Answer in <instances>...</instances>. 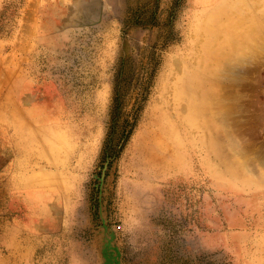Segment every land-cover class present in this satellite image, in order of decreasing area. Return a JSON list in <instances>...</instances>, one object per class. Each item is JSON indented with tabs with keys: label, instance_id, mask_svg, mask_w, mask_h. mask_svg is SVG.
Instances as JSON below:
<instances>
[{
	"label": "rangeland",
	"instance_id": "obj_1",
	"mask_svg": "<svg viewBox=\"0 0 264 264\" xmlns=\"http://www.w3.org/2000/svg\"><path fill=\"white\" fill-rule=\"evenodd\" d=\"M251 24L264 0H0V264H264V166L206 152L184 97L244 59L224 91L264 147Z\"/></svg>",
	"mask_w": 264,
	"mask_h": 264
},
{
	"label": "bare ground",
	"instance_id": "obj_2",
	"mask_svg": "<svg viewBox=\"0 0 264 264\" xmlns=\"http://www.w3.org/2000/svg\"><path fill=\"white\" fill-rule=\"evenodd\" d=\"M249 28L253 30L254 27L251 24ZM256 31L258 30H253L254 33L246 38L252 40L255 51L264 52V30L258 33ZM213 56L212 54L206 57L203 61L204 66L194 69L193 74L186 78L185 90L190 92L184 94V97L187 98V102L195 103L192 107L186 106L187 113L194 118L190 125L189 136L199 134L206 152L220 156L228 165H236L239 162L253 170H258V165L264 166V147L255 152L247 145L249 142L245 141V135L240 130V120L234 116L237 111V97L231 93L228 95V91H224V88L235 86L245 78L246 69L244 70L243 63L246 61L226 55L218 58L217 55ZM180 111L185 110L182 107ZM204 120H209L210 124L204 123ZM215 120H220L221 124H214ZM232 149L238 158H242L241 161L226 155V152Z\"/></svg>",
	"mask_w": 264,
	"mask_h": 264
},
{
	"label": "crops",
	"instance_id": "obj_3",
	"mask_svg": "<svg viewBox=\"0 0 264 264\" xmlns=\"http://www.w3.org/2000/svg\"><path fill=\"white\" fill-rule=\"evenodd\" d=\"M31 213V212H30ZM32 220L34 221V217H32ZM36 220H43V216L42 217H36Z\"/></svg>",
	"mask_w": 264,
	"mask_h": 264
}]
</instances>
